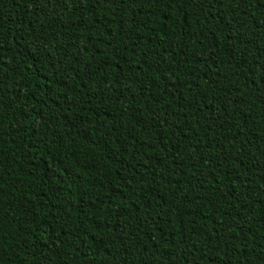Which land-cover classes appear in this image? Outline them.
Instances as JSON below:
<instances>
[{
	"label": "trees",
	"instance_id": "16d2710c",
	"mask_svg": "<svg viewBox=\"0 0 264 264\" xmlns=\"http://www.w3.org/2000/svg\"><path fill=\"white\" fill-rule=\"evenodd\" d=\"M0 264H264V0H0Z\"/></svg>",
	"mask_w": 264,
	"mask_h": 264
}]
</instances>
